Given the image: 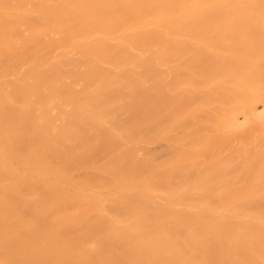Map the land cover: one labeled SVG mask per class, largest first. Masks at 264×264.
<instances>
[{"label":"bare ground","instance_id":"1","mask_svg":"<svg viewBox=\"0 0 264 264\" xmlns=\"http://www.w3.org/2000/svg\"><path fill=\"white\" fill-rule=\"evenodd\" d=\"M0 264H264V0H0Z\"/></svg>","mask_w":264,"mask_h":264}]
</instances>
